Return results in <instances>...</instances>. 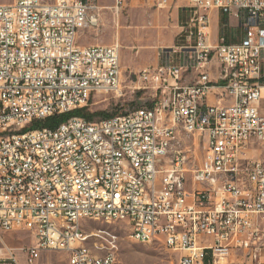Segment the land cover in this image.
Listing matches in <instances>:
<instances>
[{"label":"built area","instance_id":"built-area-1","mask_svg":"<svg viewBox=\"0 0 264 264\" xmlns=\"http://www.w3.org/2000/svg\"><path fill=\"white\" fill-rule=\"evenodd\" d=\"M145 1L156 9L182 3L186 13L181 61L131 75L132 84L159 93L157 103L33 130L96 95L121 98L120 47L78 44L99 26L96 0L0 4V240L29 233L25 264L48 251L66 253L68 264H114L111 235L108 252L89 258L85 215L124 223L133 242L161 243L178 264H261L264 162L254 152L264 151V0ZM126 3L110 9L116 15ZM216 11L241 14L239 42L212 41ZM214 90L218 103L209 105ZM180 134L204 139L198 165L175 147ZM0 264L19 261L5 247Z\"/></svg>","mask_w":264,"mask_h":264},{"label":"rangeland","instance_id":"rangeland-1","mask_svg":"<svg viewBox=\"0 0 264 264\" xmlns=\"http://www.w3.org/2000/svg\"><path fill=\"white\" fill-rule=\"evenodd\" d=\"M14 0H0V4L8 5ZM55 0H42L45 4H52ZM102 8L98 28L83 31L78 38L79 45H112L117 43L120 47L119 58L121 68V83L123 96L113 98L110 95H96L85 109L91 120L97 123L118 115H124L143 107L154 106L159 93L152 89H145L144 85H134L132 73L160 64H177L176 58L179 50L175 47L162 49L167 38L166 35H178L182 24L186 21L184 4L180 3L178 11L180 18L173 16L174 5L167 9H156L145 0H127L126 7L114 14L110 9L114 0H96ZM176 10V9H175ZM156 40V42H155ZM175 51L166 59L168 53ZM131 73V74H130ZM80 118V117H79ZM175 143L179 150L188 152L192 157L193 165H198L204 154L205 141L197 135L184 136ZM196 140V145L194 141ZM254 157L264 162V151L254 152ZM191 187H188L190 190ZM80 229L88 237L86 246L94 254L105 255L109 247L108 235L114 236L113 253L114 264H178V256L167 251L161 243L150 244L135 243L129 238V230L124 223H106L101 220H86L80 223ZM34 246L33 237L26 232L2 234L0 240V254L4 249H11L19 264L24 263L23 250ZM103 246L99 251L96 247ZM235 263H245L243 253H233ZM36 264H68L67 255L61 251L43 252ZM255 264V263H254ZM264 264V258L261 260Z\"/></svg>","mask_w":264,"mask_h":264},{"label":"crops","instance_id":"crops-1","mask_svg":"<svg viewBox=\"0 0 264 264\" xmlns=\"http://www.w3.org/2000/svg\"><path fill=\"white\" fill-rule=\"evenodd\" d=\"M179 4L180 3H175L174 9H173V16L177 20H179V18H180L179 11H178V8H179L178 5ZM223 16L224 15H222L220 12H217V11L213 12L211 15L210 29L212 32V35H211L212 41L216 42L219 38L223 37L227 43L239 42L243 37L241 26H240V23L242 20L241 14H236L234 12L229 16H224V17H226V25L222 28L221 18ZM180 30H181V28H180ZM181 31L178 35H166L167 41H166L165 45L162 47V49L175 47V44L178 43L176 48L180 52V47L184 43L183 38H182L183 35H180ZM155 42H156V40H155ZM164 52L168 53V55H166V59H169L170 54L175 52V51H168V52L164 51ZM182 57H183V54L179 53V55H177V58H176V63H179L181 61ZM162 64L159 63V65H162ZM217 70H218V67L216 65H213V67L211 69V75H213V77L216 75ZM193 80H194L193 75L189 74L186 77H184L183 83L186 85H189V84H192ZM218 92H219L218 90H214L208 96L207 103L209 105H216L218 103V100H217V93ZM228 102H231V101H228ZM263 258H264V254L261 256V260Z\"/></svg>","mask_w":264,"mask_h":264},{"label":"trees","instance_id":"trees-1","mask_svg":"<svg viewBox=\"0 0 264 264\" xmlns=\"http://www.w3.org/2000/svg\"><path fill=\"white\" fill-rule=\"evenodd\" d=\"M226 25V17L221 18V26L222 28ZM71 117H80L84 118L87 121L91 120V117L88 115L85 109H78L74 110L70 113L64 114V115H58V116H53L50 117L44 121L38 122L35 121L33 122L30 126L29 129H38V128H48V129H54L56 128L59 124L62 122L68 120Z\"/></svg>","mask_w":264,"mask_h":264},{"label":"bare ground","instance_id":"bare-ground-1","mask_svg":"<svg viewBox=\"0 0 264 264\" xmlns=\"http://www.w3.org/2000/svg\"><path fill=\"white\" fill-rule=\"evenodd\" d=\"M86 220H98L97 217H95L94 215H85L83 216V221ZM129 238H130V232H129ZM142 244H146V243H142ZM89 258L90 259H98V255L94 254L90 249H89Z\"/></svg>","mask_w":264,"mask_h":264}]
</instances>
